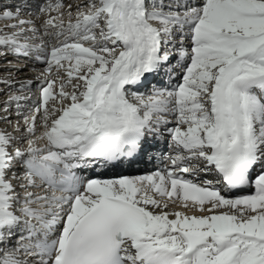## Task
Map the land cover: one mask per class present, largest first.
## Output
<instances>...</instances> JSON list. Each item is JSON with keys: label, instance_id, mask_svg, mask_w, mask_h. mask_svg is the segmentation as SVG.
Masks as SVG:
<instances>
[{"label": "snow or ice", "instance_id": "1", "mask_svg": "<svg viewBox=\"0 0 264 264\" xmlns=\"http://www.w3.org/2000/svg\"><path fill=\"white\" fill-rule=\"evenodd\" d=\"M0 61V264H264V0H0Z\"/></svg>", "mask_w": 264, "mask_h": 264}, {"label": "bare ground", "instance_id": "2", "mask_svg": "<svg viewBox=\"0 0 264 264\" xmlns=\"http://www.w3.org/2000/svg\"><path fill=\"white\" fill-rule=\"evenodd\" d=\"M3 64V63H2ZM4 73H3V67H0V76H2ZM23 74H18L17 75V78L19 79L20 78V76H22ZM3 87V85H0V88H2ZM0 98H2V96H0ZM165 151H166V148L164 149ZM140 169H141V167H140ZM144 168H142L141 170H143ZM126 174H136V172L135 171H127L126 172Z\"/></svg>", "mask_w": 264, "mask_h": 264}, {"label": "rangeland", "instance_id": "3", "mask_svg": "<svg viewBox=\"0 0 264 264\" xmlns=\"http://www.w3.org/2000/svg\"><path fill=\"white\" fill-rule=\"evenodd\" d=\"M3 65H4V62L3 61H0V67H3Z\"/></svg>", "mask_w": 264, "mask_h": 264}]
</instances>
